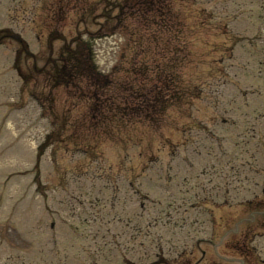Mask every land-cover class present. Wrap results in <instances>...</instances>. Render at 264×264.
Instances as JSON below:
<instances>
[{"label":"rangeland","instance_id":"374dc122","mask_svg":"<svg viewBox=\"0 0 264 264\" xmlns=\"http://www.w3.org/2000/svg\"><path fill=\"white\" fill-rule=\"evenodd\" d=\"M16 1L0 0V27L12 28L13 32H20L27 53L32 57L21 55L18 62L12 66L16 44L6 41L0 46V181L3 182L5 177L12 175L10 182L6 185V201L0 209V225L10 213L15 226L9 238L7 237L4 239L5 242L1 241L0 243V264H20L18 259L23 264H87L86 259H91V264H110L111 261L119 257L126 244H129L127 246L134 252V249L139 248V243H143L144 246L158 243L160 237L150 240L145 236L135 240L117 239L113 244L105 247L103 237H111L112 232L124 235V228L119 220L116 219L113 222L112 219L116 212L114 214L107 212L103 216L104 221L107 219V225L110 227L108 231L103 226L102 230L98 228L96 232L95 225L97 223H86L83 213H87L88 210L87 203H85L88 199L87 194L91 192L97 197L113 198V192L110 195V191H103V182L96 178V174L98 176L109 174L110 176L112 169V187L124 189V183L120 177L121 174H128L126 161L132 167H135L136 161L139 163L138 167L141 166L143 160L144 162L150 161L153 172L162 175L166 170L167 161H171L172 153L174 152L172 157L177 153L176 158L182 155V152L176 148L164 150L161 147L159 142H162L163 135L170 136V142L175 144L178 142L176 138H180L178 134L171 131L187 121L185 119L187 114L198 112V120L205 122L210 120L213 113L224 116L233 109V106L230 105L222 109L221 102L216 106L212 105L211 108H205L202 103L198 102L197 97L203 95V97H207L205 94L210 89L217 95H231L235 92L238 96L243 97L241 104H237L240 110H243L244 99L249 101L254 95L249 90H245L243 86L249 88L248 86L251 85L254 87L260 85L261 79L257 81L256 76H251L257 75L259 71L253 70L249 72L251 75H246L244 71L236 70L237 76L233 78L237 79V83L240 81L243 84V86L242 84L237 85V91L230 86H222L223 82H218L216 79L221 75L220 72L224 73L223 70H220L222 68L219 64H234L233 61L239 65L246 64V62L264 63V49L259 48L262 50L261 54L257 51L253 53L242 39L244 36L250 38L259 32L261 19H264V10L260 8L262 4L258 5L251 0H163L165 3L170 2L171 4V9L174 12L172 14L174 15V28L176 30L181 28V32H183L179 41L181 44L185 42L188 46L190 60L188 63L182 64V68L180 67L178 70L179 85L180 83L182 86L186 84L189 88L188 102H192L194 109L182 103L177 108L178 112L171 110H169V114L165 112L166 115H163L160 121V129L156 131L149 127L150 124L137 123L136 121L139 120L137 114L134 115L136 117L134 123L123 125L121 128L104 127L105 125L102 124L97 127L95 121L92 123L89 111L90 107L93 108L94 103L85 97V94L90 91L88 87L80 82L74 87L68 85L65 86L66 88L60 86L52 88L45 75L40 72L46 59L56 56L62 41L68 42L77 34L78 38L85 41L92 38L91 34L93 35L98 25L103 22L98 17L103 0H80L81 3L77 7L73 5L75 0H67L70 6L66 5V0H59V5L63 7L57 13L59 15L54 14V21H50L48 26H52L51 23L55 22V29L64 40L53 42L51 50L46 45L47 35L43 32L42 17H36L34 10L35 15L28 10L27 17L21 16L23 24L16 23L15 18L18 16L14 5ZM84 1L86 4H82ZM88 6L91 7L90 15L85 17L80 9L88 8ZM76 8H78L77 11ZM69 9L70 12H68ZM80 19H84L85 22L81 23ZM31 21L33 24L30 23ZM262 32H264V28ZM163 36L167 53H171L170 49L176 47V41L168 37L167 33ZM176 40L178 41V39ZM179 41L177 46L180 44ZM247 41L253 42L251 38ZM186 45L184 44L185 47ZM111 47L112 44L101 42L96 47L94 46L92 51L96 54L97 59L101 56L109 58ZM125 55L127 57V53ZM175 55L176 53L170 59L168 54L167 61L171 63L175 61L177 59ZM159 57V54L155 53L153 59ZM149 60L152 61V59ZM15 66H18L17 70ZM124 74L122 72L117 74V82L125 78ZM260 88L262 89V87ZM253 101L251 105L259 104L256 100L254 103ZM114 104L118 103L114 102ZM181 110L183 112H180ZM178 116L183 117L180 120L176 118ZM228 118H230L229 115ZM218 122L221 123L222 120L219 119ZM208 127L212 129L211 126ZM188 128L190 129L191 126L188 125ZM103 129L105 131L112 129L109 139L105 140L101 137L100 133ZM170 132L172 134H169ZM192 132L199 133L198 130ZM48 134H50V138L47 141ZM228 134L226 135L228 136ZM198 136L196 137L198 138ZM142 152L148 154L146 159L138 158ZM108 165L113 168L105 171ZM143 168H147V166ZM73 169L76 170V173L73 172ZM97 170H101L103 174H99ZM13 174L21 175L14 176ZM105 181L107 182V180ZM145 182L148 183L149 180ZM152 184L153 182L150 181L148 184L140 185L145 189L141 196L152 203H146V212L139 221V225L150 222L149 225L152 226L153 221L157 225L163 221L175 223V226L168 225V228H172L167 233L172 235L173 243L182 240L184 233L180 234L179 232V227L182 226L181 216H175L172 213V221L163 216L164 209H166L162 194L164 191L156 194L151 187ZM170 192L177 195V191L170 190ZM181 194V198H185L191 204L198 202L192 194L185 192ZM129 197H131L130 194L125 193L120 198H124L128 203L127 208L135 207V204L131 205ZM75 200H79L77 205L81 206V203H84L81 209L76 206ZM90 202L96 208L100 207V203L95 204L94 196L88 204ZM121 208L122 206H118L115 211H120ZM218 216L220 214L214 215L215 224ZM109 219L111 222L108 223ZM209 219L210 217H208ZM200 220L206 225L201 229L199 238L211 239L213 236L212 223H209L210 221H207L206 217ZM46 224L47 229L53 226L51 233L47 231ZM143 230L147 231L145 228ZM108 232L111 233V236L107 235ZM163 232L165 229L161 227V230L157 229L155 234L159 236ZM151 233L154 234V232ZM215 233L217 236L218 231ZM168 235L162 238L164 239ZM216 236L212 237L214 244L218 239ZM18 238H23L29 248V255L26 258L24 253H21L20 258H17L18 251L14 246L17 247ZM97 238L101 242L95 245ZM108 240L109 238L106 239V242ZM46 241H55L56 243L51 246L48 242L46 244ZM50 247L52 248L51 257L48 255ZM202 248L207 250L205 246ZM149 250L151 251V248L147 247L146 250L140 251L141 254L148 255ZM138 252H135L134 256L138 255ZM210 252L213 257L208 256ZM207 253L205 264H216V261L223 262L226 257L232 256L223 250L226 255L221 261L215 248H210ZM197 257L203 258L204 256L198 252ZM106 260L111 261L106 263Z\"/></svg>","mask_w":264,"mask_h":264},{"label":"trees","instance_id":"16d2710c","mask_svg":"<svg viewBox=\"0 0 264 264\" xmlns=\"http://www.w3.org/2000/svg\"><path fill=\"white\" fill-rule=\"evenodd\" d=\"M68 76H69L70 78L72 77V75H71V74H69Z\"/></svg>","mask_w":264,"mask_h":264}]
</instances>
